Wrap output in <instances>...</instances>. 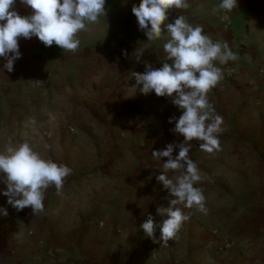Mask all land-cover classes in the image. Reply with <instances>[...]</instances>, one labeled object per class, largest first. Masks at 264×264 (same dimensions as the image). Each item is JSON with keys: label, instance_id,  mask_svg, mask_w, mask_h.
<instances>
[{"label": "crops", "instance_id": "obj_1", "mask_svg": "<svg viewBox=\"0 0 264 264\" xmlns=\"http://www.w3.org/2000/svg\"><path fill=\"white\" fill-rule=\"evenodd\" d=\"M187 2L188 8L169 11L168 22L184 15L189 23L203 26L213 41H227L238 54L235 61L214 62L222 69L223 79L208 93L215 113L223 118L224 129L218 137L220 150L213 153L222 174L211 196L216 205L214 233H206L207 221L195 208L184 209L190 219L166 246L153 243L140 228L149 215L154 223L167 218L154 214L157 160L152 151L184 142L183 136L171 131L175 123H168L182 115L171 98L132 90V72L143 73L132 65L133 55L142 45H149L154 57L163 62V44L169 39L165 32L159 39L147 40L131 11L140 0H106L107 15L87 23V30L77 34L80 45L75 53L55 44L46 47L35 36L19 38L21 58L14 62L12 72L0 73V151L9 142L27 140L44 158L67 164L72 173L91 172L99 164L105 165L87 157L94 154L115 157L123 153L145 160H130L124 167L115 163L107 166L108 183L99 214L110 226L108 229L102 221L101 230L107 228L101 233L106 240L103 246L110 256L106 252L84 264H264V185L249 188L248 199L233 192L237 171L251 170L262 162L264 172V73H260L264 69V0H237L232 11L215 12L222 0ZM14 10L23 16L32 14L20 0H16ZM228 20L230 26L226 25ZM5 63L0 57V69ZM37 78L49 79L48 87L35 88L33 80ZM41 141L46 143L37 147ZM191 143L197 156L204 155L199 148L202 141ZM193 148L189 155L194 154ZM132 171L147 172L149 177L147 182L139 177L140 186L132 185L128 191L132 178L124 182L122 173ZM6 190L0 183V208L7 211L6 216L0 213V230L8 229L3 234L12 237L16 222L24 220V209L17 211L7 203L2 194ZM47 190L44 204L52 200ZM246 200L252 204L250 208L236 206ZM83 211L87 215L92 209ZM155 235L159 238V230ZM204 244L208 245L206 253L200 251ZM152 252H158V258H153ZM207 253L212 255L207 257Z\"/></svg>", "mask_w": 264, "mask_h": 264}, {"label": "clouds", "instance_id": "obj_2", "mask_svg": "<svg viewBox=\"0 0 264 264\" xmlns=\"http://www.w3.org/2000/svg\"><path fill=\"white\" fill-rule=\"evenodd\" d=\"M105 2L20 0L32 10L31 15L21 16L14 10L16 0H0V57L6 61L0 73L14 70V62L21 58L18 45L21 37L31 39L35 36L46 47L55 44L63 51L75 53L80 45L77 34L87 30V23H96L101 16L107 15ZM189 6L187 0H140L139 5L133 4L131 9L148 41L161 38L165 32L169 37L163 44L162 66L154 68L150 62L143 61L145 71L132 72L135 80L132 90L134 93L139 90L144 95L154 92L157 97H169L182 111L178 119L170 118L168 123H175L171 131L183 136L184 142L168 144L165 149L151 154L157 161L166 158L156 179L169 192V206L157 209L158 215L167 218L154 223L149 215L140 225L153 243L164 246L190 219L184 209L195 208L207 214L203 190L194 186L201 176L197 164L189 156L191 142L202 141L200 150L209 154L220 150L218 137L224 131L223 118L215 113L208 99L210 90L223 79L222 69L214 62L226 64L238 59L227 41H213L204 33L203 26L189 23L186 16L179 15L173 22H168L170 10ZM236 7L237 0H222L213 11H232ZM137 62H142L140 56H137ZM176 148L178 155L173 157ZM170 172L174 173L172 178H169ZM71 174L72 169L66 164L44 158L27 140L9 142L0 151V183L7 189L2 194L17 211L30 207L33 214L42 212L45 191L55 186L60 192ZM0 213L7 215L2 208ZM157 230L159 238L155 235Z\"/></svg>", "mask_w": 264, "mask_h": 264}, {"label": "rangeland", "instance_id": "obj_3", "mask_svg": "<svg viewBox=\"0 0 264 264\" xmlns=\"http://www.w3.org/2000/svg\"><path fill=\"white\" fill-rule=\"evenodd\" d=\"M33 142L35 141L33 140ZM42 143H46V141H41L37 144V147L42 146ZM131 146L135 147L136 145L133 143ZM195 149H192L194 154L189 156L197 164L201 179L194 186L201 188L205 198H208V201L205 202L207 214L203 213L201 215L205 217L208 225L204 229L206 233H210L213 231L212 220L214 208H216V205L211 202V196L213 197L214 188L218 185V180L222 179V174L220 175V164L216 155L205 152L204 155L199 153L200 155L197 156V150ZM98 150L97 148L94 151ZM176 155H178V152L173 153V157ZM87 157L91 158V161H96L95 163L98 162V164L103 161L102 163L105 165L99 164L91 172L72 173L66 178L63 189L60 192H57L55 187L52 191L47 190L51 194L52 200L44 204V210L39 213L33 214L30 207L24 208V220L16 222L12 237L4 236L3 233L8 232V229L0 230L2 232L0 237V264H84L88 260L99 259L100 254L105 256L106 252L109 258V250L106 245L103 246L106 240L101 236L102 232L105 233L107 221L99 214L102 203L105 201L104 189L108 183L106 177L107 166L115 163L124 167L126 163L131 162L130 160L139 159L138 163H145V160H142V157L127 156L123 153L115 157L95 154ZM63 158L67 162V157L63 155ZM162 162H166V158L164 161H157L156 177L161 174ZM261 163L259 167L256 164L251 167V170L237 171L235 173L233 192L236 195L245 194V198L248 199V195H251L249 188L264 185V172L261 171ZM81 164H85V162ZM226 174L228 173L226 172ZM122 175V181L124 182L132 178L127 186L128 191H130L132 185L140 186L139 177L146 179V182L149 177L147 172L138 171L124 172ZM173 176L174 173L170 172L169 178ZM261 176L263 178H260ZM134 181L135 184H132ZM149 182H151L150 185L152 187V173ZM244 184L246 188L243 187ZM133 189L139 191L138 188ZM155 195L154 214L158 215L156 206L158 208L168 207L170 196L168 190L157 179ZM238 202L241 203V201ZM77 206L80 209H77ZM236 206L250 208L252 204L249 200H246V202L241 204L237 203ZM89 208L92 211L86 215L83 210ZM101 221L106 223V227L102 230L101 226H99ZM109 227L107 228L109 229ZM112 228H115V226L112 225ZM215 231L214 229L213 233ZM158 245L162 247L160 244ZM147 247L148 249L152 248L150 240ZM207 247V244L200 246V251L206 253ZM150 254L151 256L155 255L156 258L159 256L158 252ZM211 255L207 253L206 256L210 257Z\"/></svg>", "mask_w": 264, "mask_h": 264}, {"label": "built area", "instance_id": "obj_4", "mask_svg": "<svg viewBox=\"0 0 264 264\" xmlns=\"http://www.w3.org/2000/svg\"><path fill=\"white\" fill-rule=\"evenodd\" d=\"M21 16H23V15H21ZM226 25L230 26L231 22L228 20ZM137 56L141 57V61L142 62H137ZM143 61L150 62L151 65L154 68L162 66V62L160 60H157V58L154 57V54L152 53L151 48L149 47V45H142L141 48H140V51L136 52L133 55V57H132V65L135 66L136 68H138L142 72L145 71V67H144ZM260 73L263 74L264 73V69H261ZM227 74L231 75L232 71L228 70ZM40 82H43V83H40ZM48 82H49V79H47V78H45V79L37 78V79L33 80V86L35 88H37V89L38 88H47L48 87ZM99 226L103 227L104 226V222L101 221L99 223ZM153 258H156L155 255L153 256Z\"/></svg>", "mask_w": 264, "mask_h": 264}]
</instances>
